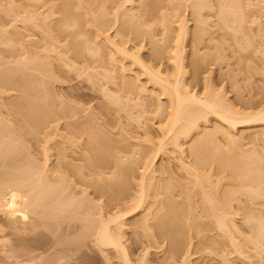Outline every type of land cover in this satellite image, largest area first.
Returning a JSON list of instances; mask_svg holds the SVG:
<instances>
[{
	"label": "rangeland",
	"instance_id": "obj_1",
	"mask_svg": "<svg viewBox=\"0 0 264 264\" xmlns=\"http://www.w3.org/2000/svg\"><path fill=\"white\" fill-rule=\"evenodd\" d=\"M222 1L0 0V78L15 76L18 72L21 74H16L17 78L23 74V79L31 77L40 84L39 88L34 85L35 91L40 89L37 98L41 102L38 104L50 111L47 116L46 112L45 115L40 113L37 125L25 122L11 103L23 101L30 95L27 90L24 95L27 87L20 94L17 89L21 87L16 84L14 88L6 84L7 89L0 85V185L19 174L26 176L42 170L47 179H61L63 186L68 187L67 192L82 204L80 215L71 220L61 219L56 225L51 222L48 232H44L46 237H39L40 246L33 252L34 223L18 219L11 223L0 213V264H123L119 253L109 249L101 252L94 242L95 237H83L89 230L83 228L89 219L94 223L92 227H98L100 219L107 220L119 209L125 213L133 204L129 202L116 209L113 204L106 207L104 198L99 199L94 184L90 185L96 177L89 175V160L98 151H103V155L98 154L102 158L99 161L110 168L114 166V173L119 166L127 171L126 179L115 177L111 183L122 191L121 195L119 192L121 198L129 196L130 199L139 194L143 170L157 154L150 167H153V171L150 169L153 174L148 175L154 177H150L155 179L152 184L157 185V194H161L145 204L147 210L152 208L149 218L160 207L165 214L170 199L174 200V206L185 202L187 196L188 202L191 200L190 212L187 207L184 209L189 213L182 229L185 231L181 230L180 235L176 233L178 236H174L173 245L169 240L163 244L159 241L155 248L141 229L133 227L148 214L147 210L142 209L123 221L122 243L129 251L132 264H140L145 252L149 253L146 264H182L180 259L164 261V257L170 245L179 244L184 236L182 243L185 241L187 247L181 245L186 251L190 246L189 264H248L247 261L256 264L258 257L248 256L242 261L243 256L235 253L242 249L234 251L228 243L225 246L232 235L236 241L248 236L240 220L243 210L240 209L235 218L238 227L244 228V235L240 234L241 229L239 234L229 233V237L219 230L216 217L211 220L210 212L211 204H219L224 195L234 200L241 192V183L247 182L246 177H254V182L264 178V138L255 141L259 137L255 133L263 131L264 125L251 124L233 129L210 115L201 120L198 129L188 137L179 136L177 144L182 143V154L175 152L177 149L170 143L173 135L165 136L175 107L174 99L163 94L161 85H180L183 97L186 92L202 99L207 96L224 106L220 107L242 114L259 112V108L252 107L264 100V0H239L243 10L240 8L238 13H243L244 18L241 17V25V22L233 25L236 31L230 30L232 26H228L232 23L229 21V25L219 22L217 11L221 9L218 5H222ZM197 36H202V40L195 39ZM196 40L200 42L195 45ZM204 56L206 61L203 60L201 71L195 76L193 64ZM156 73L165 79L163 84L153 76ZM17 78L10 79L15 81ZM21 95L24 96L22 99ZM96 136L102 144L93 139ZM231 136H236L237 142L230 144ZM89 137L92 142L95 140L94 148L90 147L92 150L87 148L89 142L92 143L87 140ZM95 143L102 150L95 147ZM161 144L164 147L156 153ZM195 148L198 156L193 152ZM62 153L66 160L61 162L60 159L57 163V156ZM199 156L205 157L204 161L207 158V163L202 161L206 166L199 171L202 174L199 177L198 173V177L206 180L204 184L209 188L204 185L202 190L203 183L194 184L196 176L191 168ZM182 164L190 166L192 174L181 171ZM70 165L84 174L86 181L84 177L74 178ZM206 175L207 179L204 178ZM167 188L172 192H166ZM113 189L117 194L118 191ZM200 190H204L203 193ZM202 194L205 198L208 195L205 202ZM238 196L244 201L245 198ZM153 202L156 204L152 207ZM183 207L180 208L183 210ZM84 213L90 214V218ZM156 220L150 222L157 227L152 229L153 234L165 224V219ZM74 226L79 230L72 234L69 227ZM134 231L138 233L135 235ZM40 232H43L41 226L35 233ZM89 233L87 231L90 236ZM239 241L242 247L244 240ZM244 251L249 252L248 249ZM248 252L245 256L252 255Z\"/></svg>",
	"mask_w": 264,
	"mask_h": 264
},
{
	"label": "bare ground",
	"instance_id": "obj_2",
	"mask_svg": "<svg viewBox=\"0 0 264 264\" xmlns=\"http://www.w3.org/2000/svg\"><path fill=\"white\" fill-rule=\"evenodd\" d=\"M241 1H239V0H223L222 3H220L221 1L219 2L220 4H222V5H218V6H220L221 9L219 11V8H218V11H217L219 13V16L218 15L217 16H218V19H220L219 20V22H221L220 24L223 23V25L224 24L229 25L230 23H232V25H230L228 27L232 26V28H230V30L235 29V28H233V25L236 23L238 24L239 22H241L240 20H243L242 18H244L243 13L242 14H241V12L238 13V11H240V8H241V11L243 10L242 7H240V6H242ZM240 14L243 16H241ZM239 24L241 25L242 22ZM228 27H226V28H228ZM240 27L241 26H239V28ZM181 28H183V27H181ZM238 30L240 31L241 29H238ZM234 31H236V29ZM197 35L199 36L200 34H197ZM198 36L195 39L198 38V40H202L201 39L202 36L200 38ZM198 40H196V42H194L193 44L196 45L198 42H200ZM195 45H194V47H196ZM196 49L197 48H194V50H196ZM195 52H197V51H195ZM204 57L202 60H200V62H196L193 64V73L195 76L198 72L201 71L202 65H203L204 61H206L205 60L206 57L205 58ZM18 73H20V72H18ZM18 73H16V74H18ZM16 74H15V76H12V75L6 76V78L4 76H2V78H0V85L3 87H1V88L5 89L6 84H8V83L11 84V85L8 84L9 86H11V87L13 86V88H14V86L16 84L17 85L16 87H21L20 89L19 88L17 89V90H19V92L21 94V91H23L22 89L27 87V89H24V91H23L24 95L26 94L25 93L26 90H27L26 91L27 94L29 92L31 94L29 93L30 95H27V97H24L21 95L20 99H22V97H24V99H22L23 101H19L20 103L14 101L13 102L14 104L11 103V105L14 106V109H13V107H12V109L17 113H20L22 115V117L19 114H18V116L21 117L22 119H24L25 122H27L29 124L37 125L38 124L37 121L39 120L38 118L40 116V113H41V115H42V113H44V115H45V112H46V116L48 115L47 114L48 110H46L47 107L45 106L46 108L43 109V107L40 106L41 104H38L39 101L41 102V99L37 98L39 95L38 93L40 92V89H39V92L35 91L36 87L34 85H36V86L38 85V88H39L40 84H38V82L36 84V81L34 79H32L31 77H29V78L25 77V79H23L25 76L24 74L22 75L23 77L20 76L19 78H17ZM153 76L156 77V80L159 84H163L165 82V79L160 77V73L153 74ZM15 77L17 78L15 81L10 79V78H15ZM5 79H7V80H5ZM30 80H32V81H30ZM10 81H11V83H10ZM33 81H35V83ZM4 82H6V83H4ZM12 82H13V84H12ZM31 83H32V85H31ZM161 86L163 89V94H166L169 97H172L174 99V107L175 108H173L174 112L171 115L172 123H171L170 128L168 129V133L165 136L167 137V136H170L171 134L173 135L171 137V140L170 139L169 140H170V143L172 145H174L173 147L175 149H177L175 152L181 151L180 153L182 154L183 153L182 151H184V150H182V148H180V147H182L181 146L182 143L177 144V142H179V141H177V140H179V136H184L185 138L188 137L191 132H193L195 129H198L200 121L206 120L208 118V116H210V115H214L217 119H219L221 122H223L225 125H227V127L233 128V129H236V128L242 127V126L251 125V124H253V125L254 124L255 125H257V124L258 125L259 124L264 125V100L255 104L254 107H252L254 109L259 108L258 113H256V114H242L240 112H236V111L232 110L231 108L230 109L229 108L228 109L222 108L224 106H222L221 104H217L216 103L217 101L213 100L212 98L210 100V98L208 97L209 98L208 99L207 96H205V98L202 99V98H199L196 96H190V94L188 92H186V97H183L180 93V89H181L180 85H173V86H169V87H166L164 85H161ZM28 89L29 90L31 89V91H28ZM33 90L36 92L35 94H34ZM41 92H42L41 94H43V91H41ZM42 96H45V93ZM20 99H18V100H20ZM42 101H44V100H42ZM220 106H222V107H220ZM42 110H44V112H41ZM38 112H39V114H38ZM48 113H50V111H48ZM180 123H181V125L179 126L180 128L175 132L174 130L177 128V126ZM217 132L218 131H216L215 133H217ZM255 134H257L256 136H259V137L255 136L256 137L255 141L256 140L259 141V139L261 140L260 137L264 138V130L261 131L260 133H255ZM89 138L87 140L88 141L90 140L92 142V137L90 139ZM94 138L96 139L97 136L93 137V139ZM236 138H237L236 136L235 137L231 136L228 139L230 144L237 142L238 138L237 139ZM263 138H262V140H263ZM96 141H97V139H96ZM92 143L89 142V146H88V142L86 143V145L88 146L87 147L88 149L90 147L94 148L93 147L94 143L93 144ZM97 143L102 144L103 142H101V140H100V142L97 141ZM198 143H199L198 145L200 146V141ZM90 144L92 146H90ZM106 144H108L107 141H106ZM86 145H85V147H86ZM163 145L164 144L159 145V149H157V151H155V152L160 153L161 152L160 149L162 150V148L164 147ZM97 146L100 147V145L95 143V147H97ZM85 147H84V149H87ZM105 147H107V146H105ZM91 148H90V150H92ZM100 149H101V147H100ZM100 149H98V150H100ZM196 149L197 148L193 149V152L194 151L198 152L197 151L198 149L197 150ZM104 150H107V148H104ZM98 152L94 153L95 156L93 155L92 156L93 158L91 157L92 160L91 159L89 160L90 161V163H89L90 174L89 173L88 174L90 175V177H91V175L96 177V181H94V183H92L90 185L94 184L93 188L95 189V192L99 196V199L104 198L106 207L110 204H113L114 208H116V209L118 208V206L121 207L123 204L127 205L129 202H132L133 204L127 208V211L125 213H122L119 209V211L117 213L110 215L107 220L100 219V221L98 222V225H99L98 227H92L94 225V223L91 221V219H89L88 224L86 226H84L83 228H85V230H87V228L89 230L90 229H92V230H91V232L89 230H87L88 233L90 232L89 233L90 236L87 234V231H86V234L84 233L86 236L84 235L83 237H85L84 239H86L87 237H95L94 242H95L96 246H98V248L101 250V252H105L102 249H104V250L109 249L110 251H115L116 253H119L122 256L121 260H123V264H132V260L128 254L129 251L122 243V239L124 236V227H125V224L123 221L128 219V218L134 217L139 212H141L142 209H144V211L147 210L144 207H145V204L148 202V200L150 198H153V200L155 198V200H156V197L161 194V193L157 194L158 191H156V190H159V188L157 187L156 184L153 183L154 185H156V188H158V189L155 188V191H156V193H155V191H154L155 186L152 184V181L154 182L155 179L153 180L154 177L148 175L150 173L153 174V172H151V171H153V169H152L153 167L152 168H150V167L153 166L154 163H152V162L156 159L154 157H156L157 154H155L156 156L153 157V159H152L153 161L152 160L150 162L148 161V164L145 163V164H147V166L144 164V166H146V168L143 170L142 180H141V184L139 186L140 192L138 195H136V197L131 196V199H130V197L128 195H127L128 198H124V197L121 198L119 196L120 191L117 189V187L114 184H113L114 185L113 186L111 183V181L113 182V179L115 177L126 179L128 176L127 171L125 169L121 168V166H119L120 168L116 167L117 172L115 171V173H114L113 172L114 169L112 170V168L114 166L112 168H110L111 166H108L105 163L103 164L101 160L99 161V159L101 157L99 158L98 154L100 156V153L102 154L103 151H101L99 153ZM196 152H194V154ZM104 154H108V153L104 152ZM91 155H92V151H91ZM195 155L198 156L197 154H195ZM48 156L49 155H46V158H49ZM59 156H60V158H59ZM57 157H58L57 163H59L60 159H61V162L66 160L65 159L66 156H64L63 153L61 155H58ZM196 158H197L196 160H198V161H196L197 162L195 164L196 166L193 165V167H191L192 169H194L193 170L194 172L192 170H190L191 168L189 169L190 166H188V165L186 166L183 164H182V166H180L181 169L182 168L183 169L182 170L180 169V170L181 171L184 170V172H187V173L193 172V174L196 176V178L193 176L194 179L196 180V182L194 184L198 185V184L203 183V185L200 188L202 190V187L204 185H206V184H204V182L206 183V180H203V179L200 180L202 177L200 179H199V177L202 174V173L200 174V172H201L200 170H202V168L206 166L205 163L204 164L202 163V161H204L203 159L205 157L199 156ZM206 161H207V158L204 162H206ZM103 162H105V161H103ZM114 164L116 165V163H114ZM257 164H260V162H257ZM70 166H71V169L73 172L72 175L74 178L76 177V178L82 179V177H84V181H86L84 174L82 175V173H79L80 171L77 168L73 167L72 165H70ZM150 169H152V170L150 171ZM217 169H219V168H217ZM220 169H219V171H221ZM257 169H260V167ZM57 171H59V170H56L55 172L58 173ZM166 171H163V172H166ZM188 171H190V172H188ZM198 173L200 174L199 177H198ZM110 174H111V177H110ZM146 175L148 178L146 177ZM14 177H15L14 179H12V180L10 179L9 181L7 180L4 183H1V185H0V213L3 216H5L7 218V220H9V222H11V223L16 221L17 219H18V221L20 220L21 222L28 221V222H32V224L34 223L33 227H32V230L34 232V234H33L34 236L31 240V242H32L31 251L33 252L37 248H39V246H40L41 241H40L39 237H42V238L46 237L44 232H48L47 230L49 229L51 222L52 223L54 222L53 224L56 225V224H58L59 220H61V219L71 220L73 218V216L80 215V208H81L82 204L77 198H74L72 194H69L67 192L68 187L63 186L61 179H60V181L54 180L52 178L47 179L45 174H44V171H42V170H35V171L31 172V174H29V175L26 174V176L24 174H19L18 176H14ZM150 177H153V178H150ZM204 178L207 179V175ZM251 178L248 176V177H246V180H245V182L246 181L247 182L246 183L242 182V183H244V185H243L244 188H242V183L240 186L241 187L240 191L242 192V195H241V192H240V194L238 193V195L245 198L244 201H242L243 199L240 200L238 195H237L238 197L236 196V198H238V199H236L234 197L235 198V199L233 198L234 200H231L232 197L224 195V197L220 200L221 203H220V201L218 202L219 204H211L210 203L211 201H209V204H211V206H212V212H210V215L213 216V219H211V220H214V218L216 217L215 220L219 226L218 228L221 231V233L222 232L224 233V236L225 235L228 236V234L231 232H233V234L235 232L239 234L240 230L242 229V231L240 232V234H241V233H243V229L246 227V231H247L246 235H248V236H243L244 235V233H243V234H241L244 237L242 240L239 241L237 238V240L239 242L244 240L243 244L241 243L243 245L242 247H240L238 241H236V238L234 239V235L230 236V238L227 239L228 241H231V243H229L227 241L225 246H227V243L230 244L231 246H229V247L233 246L232 248H233V250L235 249L234 251H236V248L242 249L243 251L245 249H248L249 252L248 251L247 252L250 253V251H251L253 256L251 254H248L247 256H245L247 254V252H245V251L243 252L241 250H238L235 253L239 252L238 255L243 256L242 261L244 259L247 260L248 256H251V258H254V257L257 258L258 257L256 264L257 263L258 264H264V190H262V188H261V185L262 184L264 185V181H263L264 178L262 177V180H261V178L258 177L259 178V179H257L258 182H254L255 181L254 177H251ZM208 180H210V178ZM208 180H207V184L209 182ZM47 183H53L54 185L52 186V185L47 184ZM207 187L208 186L206 185V188ZM113 188H115V190L118 191L117 192L118 195L114 194ZM242 189H243V191H242ZM263 189H264V187H263ZM167 190L169 192H172V190L170 191L168 188L166 189V192H168ZM151 191H154V193H151ZM203 191H201L200 193H203ZM121 193H122V191L120 192V195H121ZM202 197H204V198H202L204 201V200H206L208 195L205 198V194H202ZM189 199L187 196L185 202H183L185 206L183 205V203L182 204L178 203L179 205L175 204V206H174V203L172 202V201H174L173 199H170L171 201L169 200L171 203L167 200L168 203L166 202L167 205L165 204L167 211L165 212V214H163V209L160 207V209H158L156 211V213L154 212V215L152 216V218H149L150 214H151L150 210L152 209L150 207L147 210L148 214L145 215L140 220H138V222H135L133 224V227L135 229H137V228L141 229L144 233V237L155 248L158 247V244H160V242L163 244L167 240H169V243L171 245H173L174 244L173 243L174 236H176V235L178 236V234L180 235V232L182 234V231H183L182 229L185 228V224L187 223L188 218L185 216L189 215V213H188V212H190L189 208H191V206H189V203L191 200L188 202ZM233 202L234 203L236 202L235 203L237 205V206L235 205L236 207L232 205ZM153 203H152V207L156 204V202H153ZM185 203H188V206ZM203 203H201V206ZM241 204H244L246 206L241 205ZM180 205H182V206H180ZM204 205H205V203L203 204V206ZM213 205H216V206H213ZM176 206H178V207L184 206V207L182 210V208H180V207L177 208ZM241 206H244V207H241ZM185 207L188 208V212L186 211L188 213L187 215H186V212L184 211ZM232 207H234L235 210L232 209ZM187 208L185 210H187ZM201 209L203 210L202 207H201ZM240 209L243 210V212L241 211L243 214L242 215L243 219L240 218V220H242V222H243L242 226H244V228L241 226L242 227L241 229L236 224V218H235V216H237L236 213L238 211L240 212ZM204 210H206L205 207H204ZM231 211H233L235 214ZM255 211H257L258 213ZM148 215H149V217H148ZM32 216L35 218L32 219L31 218ZM84 216L85 217L89 216V218H90V214L87 215L86 213H84ZM208 217H209V214H208ZM156 219L157 220L158 219L159 220L165 219V224H164V226L160 225L158 227L157 232L153 234L152 229H157V227H156V225H152L150 222L151 221L153 222ZM185 219H186V221H185ZM237 219H239V216ZM213 223H214V221H213ZM39 226L42 227L43 232L36 234L35 232H37V229ZM55 227H57V226H55ZM69 229H70V232L72 234L75 230H77V231L79 230L78 228H76V226L69 227ZM85 230H84V232H85ZM184 231H185V229H184ZM177 232H178V234H176ZM244 232H245V230H244ZM137 233L138 232L134 231L135 235ZM184 237H181V238L184 239ZM239 237H241V236L239 235ZM183 239L179 240L180 241L179 244H176V242H175V246L170 245V249L167 250V253L165 255L166 257H164V261H167L168 258H170L169 260H172V261L180 259L182 264H189L187 257H188V251H189L188 249L190 248V246L188 247V249L186 251V248L183 247V245H181ZM233 240L235 241V243ZM135 242L136 241H134V243ZM236 243L239 245V247L237 246ZM182 244H184V246H186L185 241ZM188 244H189V242H188ZM134 245H136V243ZM234 246H235V248H234ZM184 248H185V250L182 251ZM145 249L147 250L148 248H145ZM147 255H149V253L145 252V254L142 257V260L139 262L140 264H146L147 263V258H146ZM251 261H252V259H251ZM247 262L250 263V261H247ZM253 263L254 262L252 261V264Z\"/></svg>",
	"mask_w": 264,
	"mask_h": 264
}]
</instances>
